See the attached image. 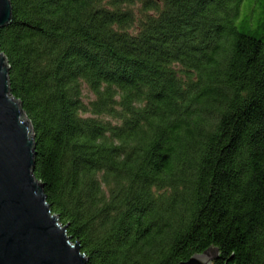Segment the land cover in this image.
<instances>
[{"label": "trees", "instance_id": "obj_1", "mask_svg": "<svg viewBox=\"0 0 264 264\" xmlns=\"http://www.w3.org/2000/svg\"><path fill=\"white\" fill-rule=\"evenodd\" d=\"M10 90L87 264H264V0H11Z\"/></svg>", "mask_w": 264, "mask_h": 264}, {"label": "water", "instance_id": "obj_2", "mask_svg": "<svg viewBox=\"0 0 264 264\" xmlns=\"http://www.w3.org/2000/svg\"><path fill=\"white\" fill-rule=\"evenodd\" d=\"M12 20V1L0 0V28ZM35 144L0 47V264H87L81 242L69 235L34 173ZM218 255L211 246L177 264H214Z\"/></svg>", "mask_w": 264, "mask_h": 264}]
</instances>
